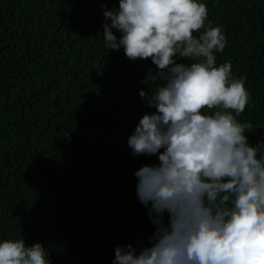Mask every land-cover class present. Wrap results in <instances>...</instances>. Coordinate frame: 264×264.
Instances as JSON below:
<instances>
[{
	"label": "trees",
	"instance_id": "16d2710c",
	"mask_svg": "<svg viewBox=\"0 0 264 264\" xmlns=\"http://www.w3.org/2000/svg\"><path fill=\"white\" fill-rule=\"evenodd\" d=\"M204 3L226 37L216 63L230 61L232 75L245 77L249 102L234 116L252 125L244 134L256 144L264 0ZM101 4L117 0H0V239L39 241L49 264H110L114 245L138 248L153 231L133 173L157 157L132 156L126 139L154 111L138 90L156 67L104 47Z\"/></svg>",
	"mask_w": 264,
	"mask_h": 264
},
{
	"label": "clouds",
	"instance_id": "9594fccd",
	"mask_svg": "<svg viewBox=\"0 0 264 264\" xmlns=\"http://www.w3.org/2000/svg\"><path fill=\"white\" fill-rule=\"evenodd\" d=\"M100 7L104 47L156 67L138 90L154 111L126 139L132 156L157 157L133 173L153 231L138 248L114 245L110 264H264V140L250 145L244 133L252 125L235 119L249 93L230 61L216 63L222 26L207 18L204 0ZM0 264H49L48 252L39 241L4 238Z\"/></svg>",
	"mask_w": 264,
	"mask_h": 264
}]
</instances>
